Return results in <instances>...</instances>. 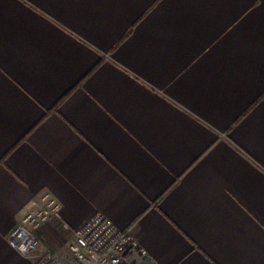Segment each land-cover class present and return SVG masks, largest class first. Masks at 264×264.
<instances>
[{
	"label": "crops",
	"instance_id": "obj_1",
	"mask_svg": "<svg viewBox=\"0 0 264 264\" xmlns=\"http://www.w3.org/2000/svg\"><path fill=\"white\" fill-rule=\"evenodd\" d=\"M45 196L147 264H264V0H0V264Z\"/></svg>",
	"mask_w": 264,
	"mask_h": 264
},
{
	"label": "built area",
	"instance_id": "obj_2",
	"mask_svg": "<svg viewBox=\"0 0 264 264\" xmlns=\"http://www.w3.org/2000/svg\"><path fill=\"white\" fill-rule=\"evenodd\" d=\"M49 219L58 220L63 231L59 206L48 197L38 206L30 202L22 211V218L7 236L9 246L19 255L33 260L32 264H147L146 250L131 229H119L112 220L100 212L91 215L72 230L68 249L69 261H62L51 250L36 254L40 243L38 226Z\"/></svg>",
	"mask_w": 264,
	"mask_h": 264
}]
</instances>
